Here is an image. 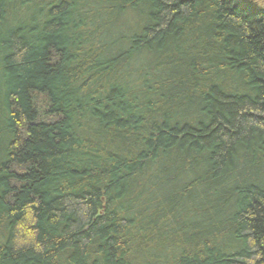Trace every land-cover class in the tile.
Wrapping results in <instances>:
<instances>
[{"label": "trees", "instance_id": "16d2710c", "mask_svg": "<svg viewBox=\"0 0 264 264\" xmlns=\"http://www.w3.org/2000/svg\"><path fill=\"white\" fill-rule=\"evenodd\" d=\"M0 264H264V0H0Z\"/></svg>", "mask_w": 264, "mask_h": 264}]
</instances>
